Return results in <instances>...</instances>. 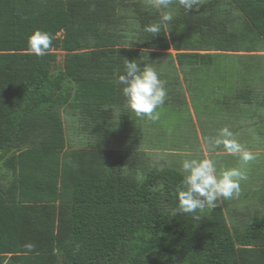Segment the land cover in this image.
I'll list each match as a JSON object with an SVG mask.
<instances>
[{
    "label": "trees",
    "instance_id": "obj_1",
    "mask_svg": "<svg viewBox=\"0 0 264 264\" xmlns=\"http://www.w3.org/2000/svg\"><path fill=\"white\" fill-rule=\"evenodd\" d=\"M170 8L152 36L151 0H0V264H264V208L233 227L220 205L177 214L182 168L136 148L155 126L117 83L126 59L151 66L160 107L194 123L188 92L199 124L212 108L264 144V0Z\"/></svg>",
    "mask_w": 264,
    "mask_h": 264
},
{
    "label": "clouds",
    "instance_id": "obj_2",
    "mask_svg": "<svg viewBox=\"0 0 264 264\" xmlns=\"http://www.w3.org/2000/svg\"><path fill=\"white\" fill-rule=\"evenodd\" d=\"M173 2L174 0H151L152 7L157 10H167ZM197 2L198 0H179L180 6L188 12L194 10ZM172 20L170 11H162L159 22L146 25L144 31L152 36L159 35ZM52 41L50 33L36 30L28 38L29 50L38 57L45 56L51 51ZM117 83L123 85L122 94L127 107L138 117L146 116L153 121L159 119L156 110L165 103L167 92L165 82L159 78L153 67H142L136 60L126 59L123 74L119 76ZM214 143L217 146L223 144L230 154H239L244 164L254 159L253 155L233 138V133L227 127L220 130ZM181 174L183 178L176 190L177 214H195L206 206H215L220 198L227 200L239 196L240 182L247 179L243 168H229L218 173L215 162L208 158L185 159ZM26 247L31 249L32 245Z\"/></svg>",
    "mask_w": 264,
    "mask_h": 264
},
{
    "label": "rangeland",
    "instance_id": "obj_3",
    "mask_svg": "<svg viewBox=\"0 0 264 264\" xmlns=\"http://www.w3.org/2000/svg\"><path fill=\"white\" fill-rule=\"evenodd\" d=\"M169 10L171 8L167 9V11ZM167 52L176 53L173 50ZM201 52L206 53V51ZM63 59L64 56L60 54L58 57L59 62L62 63ZM186 100L188 103L187 110L191 114L194 123L189 122L185 117L180 119L181 114L177 110L170 111L159 107L156 110L159 113V119L153 121L155 128H150L151 125L150 127L143 126L146 128L139 137L142 138L141 144L136 148L140 151L149 152V162L158 167L178 166L182 168L185 159L208 158L215 162L218 173L229 168H243L246 171L247 179L240 182L239 196L227 200L220 198L215 204L223 207L228 225L233 227L232 219L238 218L240 213L245 211V206L251 204L250 201L254 196L252 194L257 190H261V188L264 191V144L257 141L251 127L249 128L244 122L241 124L242 121L238 124L231 123L229 127L222 120V123H220L219 117L221 118L222 115L214 117L213 115L218 114V112L216 110L209 112L212 108L206 112L211 114V117L202 114V121L204 122L199 124L198 115L194 111L188 92H186ZM68 127L69 125L66 122L67 136L72 138L73 132L69 133L70 129ZM225 127L233 133V138L253 155V160L244 164L239 154L228 153L223 144L215 145V139L219 137L220 130ZM240 127L244 128L240 131Z\"/></svg>",
    "mask_w": 264,
    "mask_h": 264
},
{
    "label": "crops",
    "instance_id": "obj_4",
    "mask_svg": "<svg viewBox=\"0 0 264 264\" xmlns=\"http://www.w3.org/2000/svg\"><path fill=\"white\" fill-rule=\"evenodd\" d=\"M245 207H246L245 208V211L242 212V213H240V216H238V218H233L232 219L233 220V224L235 222H237V221L244 220L245 218H247V219L250 218L251 216L249 215V212L247 211L249 209H251V210H253V209H259L261 211V209L264 208V202H259V203L258 202H253L251 204H247ZM235 209H237V208H235ZM250 214H251V212H250Z\"/></svg>",
    "mask_w": 264,
    "mask_h": 264
}]
</instances>
